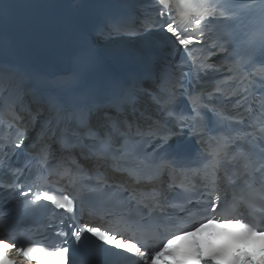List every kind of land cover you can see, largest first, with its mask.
Here are the masks:
<instances>
[{"label": "snow or ice", "instance_id": "6c2138e0", "mask_svg": "<svg viewBox=\"0 0 264 264\" xmlns=\"http://www.w3.org/2000/svg\"><path fill=\"white\" fill-rule=\"evenodd\" d=\"M129 3L130 0H117V7H127ZM152 4V17L140 27L122 16L105 15L94 24V35L97 39H103L116 34L139 33L142 30L155 32L162 46L177 55H187L192 66L190 72L183 74L196 79H201L200 74L212 67L207 63V55H203L208 52L209 47L216 48L217 52L231 50L238 53L239 46L255 45L258 40L261 54L264 55V0H259L258 4L256 0H152ZM242 10H246L247 15ZM254 18L258 21V27L253 34H248L244 31L246 20L251 21ZM213 30L219 33L220 40L209 45L207 35ZM9 32L4 17L0 15V93L6 84L10 85L7 98L0 94V124L5 123L7 117L8 125L18 129L15 141L0 144V169L4 167L5 159L14 154L15 149L21 148L26 139L25 131L19 130L18 124L24 117L17 111L16 106L19 105L20 110L24 111V103L29 97L31 102L38 105L35 115H32L30 106L26 109L32 117L33 125L36 116L47 112V118L41 123V131L38 133V138L43 143L36 153L40 157L39 166L34 173L29 174L31 183L26 186L17 177L7 185L8 188L16 190L11 195L18 204L23 205V213L44 208L53 217L63 218L68 214L75 219V213L80 208L88 215H94L98 210V201L91 197L94 193L104 192L106 187H112L98 170L109 159L117 170L127 171L129 175L135 176L137 183L141 179L151 182L154 176L144 175V171L162 173L174 166L176 157L163 152L153 159H147L139 154L137 145L144 140L150 143L159 140L161 142L155 145L153 152L164 148L176 135L167 126V117H175L198 138L197 143L202 148L199 155L202 168L193 170V173L202 172L205 178L211 179L203 185H195L192 177L185 172L174 185L184 192L195 191L198 187L207 189V200L202 208L198 207L201 203L199 200L193 204L192 197H185L180 203L171 204L161 203L158 199L149 203L133 196L137 205L141 209L146 208L147 213L141 212L139 219L134 218L131 213L122 215L118 228L122 227L123 231H114L90 222L69 224L68 227L72 228L70 233L62 228H55L56 236L63 237V240L54 245L38 246V240L29 239L18 232L13 216L0 215V232L5 233L0 235V258L9 259L13 264H33L34 259L43 260L44 264H74L68 245L75 241L79 246L82 241H87L100 253L118 258L127 264H241L238 256L227 251H216L205 257L202 242L196 237L218 224L231 225L237 229V240L264 237V218L252 224L241 218L220 215L221 210L229 203L233 209L243 203L246 206L258 205L264 211V100L257 101L260 108L258 115L253 117L251 112L248 113L252 122L243 114H238V122L245 123L246 128H229L227 133L205 141L202 132L208 117L206 114L202 115L200 110L208 108L209 105L204 102L202 95L190 91L189 102L195 115L191 117L190 123H183L185 118L177 116L170 108L175 93L166 97L161 95L168 91L163 83L169 71L166 64L157 67L149 65L141 76L112 85L108 103L100 104L96 98L97 87L92 83L99 59L91 44L85 43L77 50L63 79L55 81L51 87L41 88L33 73L17 58V49L7 38ZM146 83L159 88L161 94L146 88ZM177 87L182 88L184 84L180 83ZM144 92L152 95L154 102L160 105L158 112L163 118L146 129L138 125L133 127L126 120H120L124 106L134 102ZM208 95L211 96L212 93ZM243 99L247 97H242ZM101 113L104 116V125L101 126L107 125L111 128L105 133H101L99 127L93 124V117ZM216 117L220 123L229 119L223 109L215 110L213 119ZM122 124H126L127 128L122 127ZM119 138H123L122 141ZM2 139L4 137L0 136V140ZM47 140L61 144L65 151L74 152L79 149L85 159L95 158L97 171L89 175L76 164L74 155L60 160L55 166L49 165ZM257 146L259 151L256 150ZM3 148H8L9 151L5 152ZM221 172L224 173L225 182L223 198L215 183ZM53 181L56 184L63 181L75 189V192L53 188ZM85 181H94L95 184ZM241 183L255 193V196L237 197L235 188ZM3 187L5 185L0 184V188ZM229 190L233 193L231 202L227 199ZM20 197L27 199L21 200ZM168 208H172L173 212H169ZM53 209L62 211L56 212ZM193 215L197 218L185 223L184 217ZM46 228L53 229L54 225L47 223ZM161 230L163 235H160ZM127 232L131 235H126ZM153 235L159 237L154 245L150 243ZM188 238L192 239L190 251L174 247L177 241ZM25 243L29 246H25ZM81 264L94 262L88 257ZM242 264H253V261L246 256Z\"/></svg>", "mask_w": 264, "mask_h": 264}, {"label": "bare ground", "instance_id": "6f19581e", "mask_svg": "<svg viewBox=\"0 0 264 264\" xmlns=\"http://www.w3.org/2000/svg\"><path fill=\"white\" fill-rule=\"evenodd\" d=\"M91 15V10H87L82 16H81V20H87ZM41 47V51L39 52L40 54L42 55H47L49 53V50L48 48L46 47V45L44 43H41V42H35V44L31 47L34 49V51H30L28 52L31 56H34L36 57L38 54V51H39V48ZM20 48L23 49L22 46H20ZM37 51V52H35ZM36 53V54H35Z\"/></svg>", "mask_w": 264, "mask_h": 264}, {"label": "water", "instance_id": "95a60500", "mask_svg": "<svg viewBox=\"0 0 264 264\" xmlns=\"http://www.w3.org/2000/svg\"><path fill=\"white\" fill-rule=\"evenodd\" d=\"M132 43H134L132 39L123 38V39H120V40H115L111 44H115V45H119V44H121V45H130Z\"/></svg>", "mask_w": 264, "mask_h": 264}]
</instances>
